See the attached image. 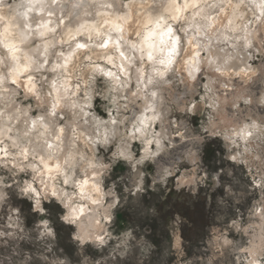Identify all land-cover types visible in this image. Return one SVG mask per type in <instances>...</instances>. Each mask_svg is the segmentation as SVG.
<instances>
[{
	"label": "rangeland",
	"instance_id": "rangeland-1",
	"mask_svg": "<svg viewBox=\"0 0 264 264\" xmlns=\"http://www.w3.org/2000/svg\"><path fill=\"white\" fill-rule=\"evenodd\" d=\"M118 4L119 12L131 15L129 41L148 26L144 17L150 8L152 18L166 17L182 40L194 31L190 17L203 8L205 17L216 19L215 38L203 42L243 53L250 69L210 71L201 65L187 80V60L199 46L182 45L173 67L156 84L163 115L145 141L131 129L141 101L134 97L136 84L121 90L122 79L114 85L106 77L117 68L107 61L114 58L113 50L95 42L104 30L98 18V35L61 34L58 52L76 39L84 46L58 72L49 69L51 62L35 72V92L26 90L24 75L17 82L5 75L4 87L0 84V264H250L247 248L264 220V134L251 132L247 143L232 131L254 119L264 127V0H201L176 22L162 10L163 0ZM20 8L21 0H5L0 12L9 17ZM231 14L234 23L228 28ZM205 17L195 16V24L202 27ZM244 33L251 35L248 44ZM205 54L199 51L201 59ZM142 66L148 74L150 66ZM52 77L69 84L63 107L44 101ZM38 115L51 117L64 136L53 151L66 156L62 171L53 176L54 190L45 188L46 176L40 174L43 131L37 125L24 128L26 119ZM92 168L99 170L101 195L89 204L78 187ZM68 205L87 208L84 222L97 216L95 238L81 241L78 220L66 216ZM261 235L264 239V223ZM253 264H264V249Z\"/></svg>",
	"mask_w": 264,
	"mask_h": 264
},
{
	"label": "bare ground",
	"instance_id": "bare-ground-1",
	"mask_svg": "<svg viewBox=\"0 0 264 264\" xmlns=\"http://www.w3.org/2000/svg\"><path fill=\"white\" fill-rule=\"evenodd\" d=\"M199 1L201 0L191 2L163 0L161 7H163L162 10L169 12L173 22H176L182 18L187 8ZM4 3L5 0H0V6ZM118 3L119 0H21L22 8L13 11L9 17L0 12V84L4 85L5 75H8L13 82H17L24 75L26 90L35 92V81L33 80L35 72L46 69L50 62L49 69L58 72L59 68L65 67L76 51L84 46L76 39L66 50L58 52L61 34L67 38H77L81 34L94 31V36L98 35L97 32H101V29L95 25V19L98 18L103 23L104 30L103 36L95 42L100 49L111 48L113 50L114 58L108 56L107 61L117 68V74L109 72L106 73V77L114 85H117L119 79H122L123 82L119 83L121 90L131 83L136 84L134 97L140 98L141 101L135 126H132L131 129L138 139L145 141L148 140L147 136L154 123L160 121L163 115L162 94L157 90L156 84L173 67L182 45L185 48L188 45L199 46L198 49L196 48L197 50L192 51V55L187 60V75H185L187 80L195 77L201 65L210 71L232 70L239 73L250 69L247 65V57L243 53L236 51L234 54H229L216 48V45L211 42H203L204 37L215 38L212 25L216 22V19L212 18L211 20L207 16L205 17L203 8L197 10L190 17V27L194 31L187 38L184 37L185 40L178 36L175 27L163 15L155 14L157 17L153 19L151 16L153 9L150 8L144 17L148 26L139 30L137 39L129 41L126 25L131 15L128 11L119 12ZM255 8L260 11L261 5L255 3ZM195 16L205 17L202 27L198 23L195 24ZM227 21V27H230V24L234 23L233 14L227 18ZM203 33L206 35L203 36ZM250 40L251 35L244 33L242 40L244 44H248ZM200 50L206 52L204 59L199 56ZM143 64L150 66L148 74L143 72ZM55 80L53 77L50 78L44 89V101L51 108L63 107V98L69 93V84L66 81ZM145 91H149V95H144ZM261 100H264V95ZM257 121L261 120L254 119L250 121L249 125L235 127L232 136L238 135L243 142L248 143L252 137L251 132L264 134V127H260ZM31 125H37L43 131V155L40 159L42 171L40 174L46 176L45 188L54 190L53 176L62 171L66 161L62 150L61 152L58 150L57 155L53 153L56 149L55 145L62 146L64 141L62 129L56 127L51 117L47 118L41 115L31 122L26 119L24 128L27 130ZM159 136L156 141L157 151L162 148L160 142L162 136L160 138ZM145 144L148 146L149 142ZM98 173L99 170L96 168L87 171L78 187L79 197L89 204L100 200L101 189ZM92 193H95L96 197H93ZM70 205L67 206L66 216L78 220L77 229L81 241L95 238L99 228L97 216L93 214L90 217H84L86 218V222H84L81 218L87 208L82 205L75 207H70ZM263 223L262 217L258 224L259 230L251 237L247 248L250 264L257 263V257L262 254L264 249V239L261 235Z\"/></svg>",
	"mask_w": 264,
	"mask_h": 264
}]
</instances>
